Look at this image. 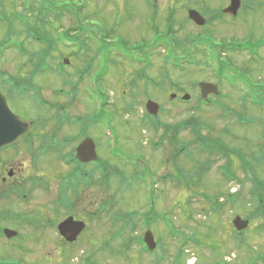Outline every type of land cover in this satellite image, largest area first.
Wrapping results in <instances>:
<instances>
[{
  "label": "rangeland",
  "instance_id": "374dc122",
  "mask_svg": "<svg viewBox=\"0 0 264 264\" xmlns=\"http://www.w3.org/2000/svg\"><path fill=\"white\" fill-rule=\"evenodd\" d=\"M50 2L49 23L25 10L30 0L0 2V42L7 41L0 93L12 113L37 125L31 139L0 152V263L264 264V46L253 55L229 45L264 41V0H243L228 17L229 0ZM21 19L53 42L52 56L29 59L44 46ZM76 23L87 25L79 55L60 39ZM142 44L154 47L140 62L129 58ZM235 72L252 77L250 85L231 84ZM198 83L220 91L216 105L199 104ZM148 100L160 106L157 115L146 111ZM85 138L96 143L98 160L82 167L74 150ZM219 144L230 164L214 151ZM10 170L17 177L2 186ZM254 178L263 189L256 195ZM229 194H238L236 204ZM217 200L224 205L213 212ZM69 217L87 226L73 244L57 231ZM236 217L248 228L237 231ZM5 228L18 236L8 239Z\"/></svg>",
  "mask_w": 264,
  "mask_h": 264
},
{
  "label": "water",
  "instance_id": "95a60500",
  "mask_svg": "<svg viewBox=\"0 0 264 264\" xmlns=\"http://www.w3.org/2000/svg\"><path fill=\"white\" fill-rule=\"evenodd\" d=\"M239 8L240 0H232L231 5L225 9L224 12L226 14L236 16ZM189 17L192 22L198 26L205 25L204 17L197 11L191 10L189 12ZM199 86L204 97L211 93L218 94L217 88L211 84L201 83ZM188 98L189 97H186L185 99ZM147 110L151 115H157L159 112V106L150 102ZM31 127V123L23 121L20 117L12 113L9 109L5 96L0 93V150L17 143L20 139H22V137L26 136L30 132ZM94 149L95 145L92 140L88 139L84 141L77 149V155L80 161L83 163H88L93 160L95 161L97 156ZM233 223V226H235L238 231L245 230L249 225L248 221H243L240 217H237ZM85 227L86 225L84 222L75 221L72 217H70L59 225L58 231L67 242L74 243L83 233ZM4 234L8 239H12L17 236V232L8 229H5ZM145 242L150 251L156 248L154 237L151 232L146 234Z\"/></svg>",
  "mask_w": 264,
  "mask_h": 264
},
{
  "label": "trees",
  "instance_id": "16d2710c",
  "mask_svg": "<svg viewBox=\"0 0 264 264\" xmlns=\"http://www.w3.org/2000/svg\"><path fill=\"white\" fill-rule=\"evenodd\" d=\"M5 1H7V0H5ZM0 2L3 3L4 0H0ZM30 2H31L30 7L25 8V10L27 12H31L33 14H35V12H37L35 17L37 16V19H39V21L48 22L47 20H49L48 18H50L49 15L53 11L52 4H51L50 0H30ZM68 6H71V5H65L64 7H68ZM77 10H79V12H80L81 11V7H77L76 11L72 13V16L75 15L77 17V13H78ZM58 17H60V15H57L56 18H58ZM75 25L76 26L72 27V29H67L65 31H62V33L60 35V39H62L63 42L64 41L68 42L69 46H78L79 47L80 45L82 46L80 38L83 36V28L84 27L86 28L87 25L84 24V23H78V25L77 24H75ZM23 26L26 29H28L29 25L24 22ZM27 32H28L29 38H31V40H33L35 42L38 41V43H41V45L44 46L43 49H41V51L39 53H36V54L28 53L29 57H30L29 58L30 60H32L33 57L35 58V57L39 56V57H41L39 60L43 61V59H42L43 57L45 58L47 56H52L51 53L55 51V45L53 44V42L49 41L48 37H46L45 35L41 34V32L39 30H34V29L32 30L31 29V30H27ZM94 34H95V32H94ZM63 44H65V43H63ZM22 47H23V45H22ZM0 48L1 49L7 48V41L6 40H3V41L0 42ZM9 48H11V47H9ZM20 48H21V46H20ZM79 50H82V48L79 47ZM78 55H79V53H78ZM41 64H42V62H38L37 65L40 66ZM42 67L43 66L39 67V71L40 72H41ZM39 71L37 69V72H39ZM11 93L13 94V89H11ZM236 116L239 119V121L244 122L245 120H247L246 118L242 119L241 116H238V115H236ZM198 128H199L198 125H196L195 126V130H198ZM217 147H218V149L214 150V151H216L217 153H220V154L224 153L223 152V151H225L223 149L224 147H221L220 144L217 145ZM226 151H229V150L226 149ZM223 155H225V157H228V164H230L232 162V159L230 158V154L228 152H226ZM241 159L243 161V164L247 165L248 162L246 161V159L245 158H241ZM229 167H230V165H227L226 168H229ZM244 170H245V166H244ZM228 172H229L228 169H225V173L226 174H223V175L229 181V180L232 179L233 175L232 174H228ZM181 177H182L183 180H186L188 175L182 174ZM254 180H255V182L253 184L255 185V190L253 192H255L254 194L256 195L257 191L260 188L262 189V185L260 184V182L257 183V179L256 178H254ZM237 196H238V194H235V195H230L229 194V196L227 197V201L230 202L231 205H234V204H236V199H237L236 197ZM63 199H64V196L62 195L60 200H63ZM223 205H224L223 203L220 204L219 200H217L216 202L214 201L210 206L212 207L213 212H218V211H220L223 208ZM258 213H259V210H258ZM182 253H183V251H182ZM0 264H7V263L4 262V263H0Z\"/></svg>",
  "mask_w": 264,
  "mask_h": 264
},
{
  "label": "flooded vegetation",
  "instance_id": "af4514ba",
  "mask_svg": "<svg viewBox=\"0 0 264 264\" xmlns=\"http://www.w3.org/2000/svg\"><path fill=\"white\" fill-rule=\"evenodd\" d=\"M230 1L231 0H229V5H230ZM241 1V9H242V7H243V0H240ZM223 10V9H222ZM223 14H225L224 13V10H223ZM173 15V14H172ZM225 16L226 17H228V15L227 14H225ZM170 26V24H168V27ZM248 44H250V43H248ZM146 45V46H145ZM142 44V45H139V48L137 49V51H135V53H132V49H131V52H130V55H131V58L132 59H134V60H137L138 62H140L139 61V58H141V57H144V55L143 54H145L146 53V51H145V49L146 48H148V49H152L153 47H154V44H151V45H147V44ZM229 45H231V46H234V47H240V45H237V44H235L234 42H231ZM254 45V44H253ZM224 48V47H223ZM193 52H194V50H193ZM138 54V55H137ZM147 54V53H146ZM175 54H176V52H175ZM175 54H171V52H170V55L172 56V57H174V58H176L175 57ZM169 59V58H168ZM234 75H243L242 77H249V75H245V74H242V73H240V72H235L234 73ZM231 82V84H234V82L235 81H230ZM199 84V83H198ZM150 100H148L147 101V103L149 102ZM147 103H146V105L144 106V107H146L147 106ZM200 104V103H199ZM210 105V106H213V105H216V103H215V100H214V96H209L208 98H207V100H206V102H204V104H202V105ZM133 107L135 106H137V104H133L132 105ZM15 175H16V172H15V170H10V171H8V172H6V175H5V177H3L2 179H1V184H2V186H6V185H8L9 183H12L13 181H14V179L17 177H15ZM14 187V186H13Z\"/></svg>",
  "mask_w": 264,
  "mask_h": 264
}]
</instances>
